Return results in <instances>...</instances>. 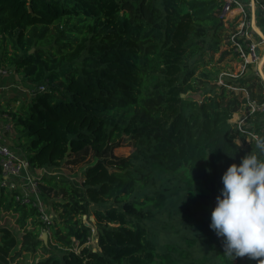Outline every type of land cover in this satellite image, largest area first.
I'll return each instance as SVG.
<instances>
[{
    "label": "trees",
    "instance_id": "trees-1",
    "mask_svg": "<svg viewBox=\"0 0 264 264\" xmlns=\"http://www.w3.org/2000/svg\"><path fill=\"white\" fill-rule=\"evenodd\" d=\"M222 1L0 0V67L45 86L0 114L13 147L48 172L39 191L60 219L44 240L38 208L16 200L0 166V264H257L227 257L210 228L223 173L254 147L235 141L230 119L246 98L226 85L264 99L253 70L224 85L207 66L228 29ZM245 126L264 137V113ZM124 137L133 149L117 156ZM88 150L96 160L80 180L49 173Z\"/></svg>",
    "mask_w": 264,
    "mask_h": 264
},
{
    "label": "built area",
    "instance_id": "built-area-1",
    "mask_svg": "<svg viewBox=\"0 0 264 264\" xmlns=\"http://www.w3.org/2000/svg\"><path fill=\"white\" fill-rule=\"evenodd\" d=\"M257 8V20L251 21V14L249 7ZM236 10L235 13H232ZM218 16L221 18L225 27L229 29V43L230 47L237 53L239 58V69L236 73L221 72L219 74V84H225L226 77H237L243 74L248 69H253L254 72L258 73V69H261L263 60L261 62L260 48L264 49V4L259 0H223ZM260 24V25H258ZM261 62L258 65V62ZM259 62V63H260ZM252 65V66H251ZM259 66V68H258ZM13 70L6 67H0V94L7 92V88L10 85V78L12 79ZM224 78V79H223ZM229 88L234 89L236 92H241L246 98L247 109L240 118H238L234 124L239 131L236 136L237 144L249 143L254 137L258 136L252 130H249L245 125L247 118L254 112L264 113V99L261 101L250 99L248 91L244 87L226 85ZM34 89H29L27 92L29 95H34L36 91L44 89L45 86H34ZM5 117L6 114H4ZM0 166L2 184L7 185L18 191L16 200L20 202H31L38 208L39 218L45 223L43 230L47 231L49 224L53 222L51 212L44 205L38 203L39 184L42 177L47 174L45 168L32 167L24 156V154L17 148L13 147L12 143H9L4 137V130L0 125ZM40 180V181H39ZM36 188V189H35ZM43 199V197H41ZM43 233V232H42Z\"/></svg>",
    "mask_w": 264,
    "mask_h": 264
},
{
    "label": "clouds",
    "instance_id": "clouds-1",
    "mask_svg": "<svg viewBox=\"0 0 264 264\" xmlns=\"http://www.w3.org/2000/svg\"><path fill=\"white\" fill-rule=\"evenodd\" d=\"M222 175L210 228L222 238L224 254L264 264V137Z\"/></svg>",
    "mask_w": 264,
    "mask_h": 264
},
{
    "label": "rangeland",
    "instance_id": "rangeland-1",
    "mask_svg": "<svg viewBox=\"0 0 264 264\" xmlns=\"http://www.w3.org/2000/svg\"><path fill=\"white\" fill-rule=\"evenodd\" d=\"M228 38H229V29L225 30V32L223 33L222 39L219 43V49L212 55L213 62L207 65L208 67H212V65H214L220 68L221 70L219 69L220 70L219 74L221 72L236 73L238 72V69H239L240 62L232 58V54H231L232 52H229V53L226 52L227 50L230 49V43H229ZM209 57L210 56L207 55V58ZM4 67H6L7 69L9 68V66L7 65ZM12 72H13L12 74L13 77L11 79L10 78L11 75H9L8 80H10V85L6 90L7 92H5V94L4 93L0 94V110H2V108H9V109L17 110L19 106L25 105L29 101L30 97L33 96V95H29L27 90L29 89L32 90L35 87L33 85H29L30 83L23 78L22 73L16 72L15 70H13ZM217 82H219V80H217ZM228 91L230 92V90ZM227 94H228L227 96L228 98H233L234 96L233 93L227 92ZM202 95H203L202 91L199 90L196 92L187 93L186 97L187 98L192 97L194 99L200 100L202 98ZM246 109L247 107L243 103H240L238 105L237 111L233 113L230 121L235 122L242 114L245 113ZM0 125H1V128L4 130V137L6 138V140L11 141L13 144L15 140V136H16V131H15V128H14V125L11 119L8 120L5 118L4 114H0ZM240 145H246V143L243 142ZM13 146L17 147V143L15 142ZM132 149L133 148H132L130 139L127 137H124L120 145L113 149V153L117 156H127L130 154ZM95 160H96V157L93 155L91 150H88L86 152L82 151L78 154L67 156L65 160L58 167L53 168L49 173L51 174L62 173V174L68 175L70 178L80 180L83 176L84 169L90 163L94 162ZM43 181L41 179L40 183L43 184L44 183ZM41 197L43 196L39 194L38 203L41 204L43 208H44V205L47 206L48 208L47 210L51 212V215L53 217L52 220L53 221L58 220L57 222H59L60 219L57 216V210L55 211L51 204L49 203L45 204L44 200ZM58 198H60V195L53 196V193H51L49 197V202H52L53 200H57ZM54 216L56 217L55 220H54ZM82 218L86 223H89V222L92 223L93 234L88 244L92 245V247L96 249L97 238H96V230H95V225H94L95 218L93 215H91L89 219H87L85 215H83ZM42 232H47V234L49 235L51 234V229L48 227L47 231L42 230Z\"/></svg>",
    "mask_w": 264,
    "mask_h": 264
},
{
    "label": "crops",
    "instance_id": "crops-1",
    "mask_svg": "<svg viewBox=\"0 0 264 264\" xmlns=\"http://www.w3.org/2000/svg\"><path fill=\"white\" fill-rule=\"evenodd\" d=\"M244 1H247V0H244ZM249 10H250V14H251V21H254V20H257L256 22H258L259 20H258V14H257V8L256 9H254V8H252V6H250L249 7ZM236 12V10H234L232 13H235ZM260 22V21H259ZM258 25H260V24H258ZM259 52H260V54H261V58H260V60L262 59H264V49L263 48H260V50H259ZM262 60H261V62H262ZM260 62V61H259ZM258 62V65H260L261 64V62L259 63ZM252 66V65H251ZM258 68H259V66H258ZM251 71V70H253L252 68L251 69H248V70H246V71ZM258 73H259V75H260V77L262 78V80L264 81V60H263V63H262V66H261V69L259 68L258 69ZM242 116V115H241ZM240 118V117H239ZM232 123H234V122H232Z\"/></svg>",
    "mask_w": 264,
    "mask_h": 264
},
{
    "label": "water",
    "instance_id": "water-1",
    "mask_svg": "<svg viewBox=\"0 0 264 264\" xmlns=\"http://www.w3.org/2000/svg\"><path fill=\"white\" fill-rule=\"evenodd\" d=\"M30 51H33V49H30ZM41 237H42L44 240H46V239H47V232H43V233L41 234Z\"/></svg>",
    "mask_w": 264,
    "mask_h": 264
}]
</instances>
